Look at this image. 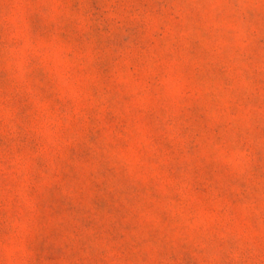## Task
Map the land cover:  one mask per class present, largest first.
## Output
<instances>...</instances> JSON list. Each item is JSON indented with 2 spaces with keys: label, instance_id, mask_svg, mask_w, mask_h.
Instances as JSON below:
<instances>
[{
  "label": "rangeland",
  "instance_id": "1",
  "mask_svg": "<svg viewBox=\"0 0 264 264\" xmlns=\"http://www.w3.org/2000/svg\"><path fill=\"white\" fill-rule=\"evenodd\" d=\"M0 264H264V0H0Z\"/></svg>",
  "mask_w": 264,
  "mask_h": 264
}]
</instances>
